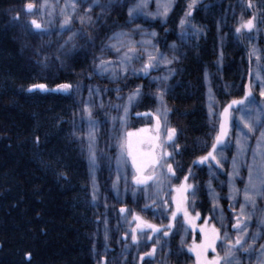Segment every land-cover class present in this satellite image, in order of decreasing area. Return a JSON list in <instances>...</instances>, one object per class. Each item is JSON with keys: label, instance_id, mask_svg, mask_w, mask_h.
Listing matches in <instances>:
<instances>
[{"label": "rangeland", "instance_id": "obj_1", "mask_svg": "<svg viewBox=\"0 0 264 264\" xmlns=\"http://www.w3.org/2000/svg\"><path fill=\"white\" fill-rule=\"evenodd\" d=\"M28 2L34 4L31 13L25 9ZM138 2L139 0H99L103 6L102 10L101 7L91 6V0H11L6 8L9 16L8 26L19 56L23 64L35 73L36 78L45 85L44 82L52 81L59 72H71L73 75L72 81L67 83L71 84L72 88L62 92L69 93L71 98L72 138L83 158L89 185L92 258L96 264H99L101 257L104 258L105 264H140L139 256L151 251L155 246L154 255L145 264H195V256L188 252V246L193 241L197 244L200 242L202 226L215 227L220 234V239L215 245L216 252L209 250L207 257L209 259L216 255L223 257L228 243L224 239V234L226 232L228 238L234 242L237 230L233 229L232 225L237 222L238 217L243 216L241 227L247 225L245 247L248 244L252 247L247 252H235V256L240 264H262L264 195L257 196L254 203H247L244 200L249 168L251 167L254 178L257 175L264 176V140L261 139V134L264 133V98L260 95L262 87H259L257 73L250 75L249 78L243 73L239 84L236 85H230L231 83L227 85L219 76L223 49L228 44L237 46L238 34L236 35L234 30L242 20L254 17L251 7L249 9L246 0L195 2L194 7L204 16L213 6H221L224 3L222 13H217L216 9L212 12L218 35L219 55L214 69H205L202 75L203 105L211 129L210 146L220 131L224 108L233 100L244 99V94L239 95L238 90L242 88V84H245V90L248 86L251 95L242 105L236 104L229 108L226 118L227 135L222 144L217 145V152L214 153L220 160V166L217 167L216 163L211 161L204 164L194 163L199 157L207 154L204 153L193 160L197 165L191 171L189 169L182 171L179 127L170 117L166 98L171 95L175 85L180 86L177 78L181 69L178 65L185 55L192 51L189 31L193 30L194 26L189 19L190 16H186L185 13L176 22L172 37H163L161 29L176 0H143L145 6L130 16L129 8H134ZM165 4L169 5L168 11L166 15H162ZM90 7L91 10L86 13L85 9ZM186 10L188 11V5ZM66 16L70 22L62 28L61 24ZM83 16H90L91 22L81 23L80 18ZM32 19L42 24V31L32 28L30 24ZM181 19L185 20L183 25L180 23ZM251 31L246 30L247 33ZM70 36L72 39L69 41ZM66 41L68 43H65ZM109 45H115V48ZM117 48L119 52L116 51ZM129 48L132 51H129ZM125 53L131 59L124 63L125 70L121 71L120 61ZM149 55L155 57L152 61L154 66L145 74L140 69L148 62ZM163 58L171 62L164 63ZM100 60L112 62L109 71L101 73L96 68ZM45 86L50 89L52 87ZM56 88L57 85L52 87ZM137 88L139 95L128 103V96ZM219 91L226 98L225 101L220 100ZM158 92L162 95V100L157 99ZM143 99H148L150 103L147 110L139 111V103ZM125 104L128 106L126 114ZM86 105L90 110V117L84 112ZM165 108L168 110L166 117ZM154 117L160 119L159 134L162 141L167 135L168 128L176 130L173 141L165 144L167 152L170 153L166 159L172 164L175 176L165 180L162 198L156 195L153 181H148L145 185L133 183L132 177L135 173L130 161L119 165L117 163L120 136L126 137L127 132L135 133L140 129L148 130L141 133L142 136L155 135ZM89 120L95 122L94 127L90 125ZM245 122H251L255 126L253 132L248 133L243 127ZM90 130L95 135L92 147L96 157L95 166H92L89 160L87 139ZM238 137L241 141L239 147ZM203 141L198 138L201 146ZM210 150L211 147L207 151ZM234 157L238 174L232 175L231 187L235 191H230L229 174L233 173ZM198 167L204 169L205 179L201 182L197 173ZM163 172L164 176L160 177L161 179L169 176L166 168ZM157 175L160 176L159 172ZM185 176L188 177L186 183L193 185V188L185 193L186 207L191 217H195L197 212L200 214L193 224L185 223L183 213H178L175 220H170L174 205L167 193L171 187L184 182ZM115 177L118 178L117 182L114 180ZM201 189L204 190V200L207 202L204 210L199 206ZM164 199L169 201L168 210L163 207ZM241 205H244L243 213ZM120 208H125L126 211L122 214ZM133 213L158 227L161 225L166 227L170 222L173 227L166 237L162 231L151 233L150 230H145L152 235V240L138 232V241L133 243L131 240V228L134 227ZM253 235L256 236L255 241L252 240ZM157 239L159 243H156Z\"/></svg>", "mask_w": 264, "mask_h": 264}, {"label": "trees", "instance_id": "obj_2", "mask_svg": "<svg viewBox=\"0 0 264 264\" xmlns=\"http://www.w3.org/2000/svg\"><path fill=\"white\" fill-rule=\"evenodd\" d=\"M10 1L0 0V264H96L89 185L72 138L71 98L69 93L52 89L70 83L73 75L59 72L52 81L44 82L51 89L28 91L42 82L17 51L6 12ZM250 2L255 28L249 33L242 29L238 35L234 30L237 46L224 47L219 76L227 85H236L243 73L248 78L257 73L259 87L264 88V0ZM188 3L176 0L161 29L163 37H172ZM223 6H213L206 16L192 8V51L178 65L180 86L175 85L166 98L170 117L179 127L182 170L191 171L197 165L193 160L211 147L202 75L205 69H214L219 55L212 12L222 13ZM252 49L256 54L250 56ZM242 88L239 95L244 94ZM218 94L225 101L220 91ZM149 103L143 99L139 111L147 110ZM198 138L204 140L202 146ZM197 173L200 182L205 179L203 167ZM199 195L204 210V190Z\"/></svg>", "mask_w": 264, "mask_h": 264}, {"label": "snow or ice", "instance_id": "obj_3", "mask_svg": "<svg viewBox=\"0 0 264 264\" xmlns=\"http://www.w3.org/2000/svg\"><path fill=\"white\" fill-rule=\"evenodd\" d=\"M196 0H190L188 4V11L186 12V16L191 15V10L195 5ZM91 6L93 7H101L103 10V6L99 3V0H91ZM145 4L143 0H139V2L135 5L134 8H129V15L131 16L134 11L137 9H140L144 7ZM251 2L249 0L248 7L250 8ZM43 7V5H41ZM75 7V5H73ZM169 5H164V12L161 13L162 15H166L168 11ZM34 8V4L31 2H28L25 4V9L28 13H31ZM91 10V7L88 9H85V12H89ZM19 18L18 16L16 17ZM81 23H88L91 22L90 16H83L80 18ZM255 17L249 18L247 20H242L239 26L235 28V32L237 34L241 33L242 29L251 31L254 27L253 20ZM69 18L66 16L64 20L62 21L61 27L63 28L64 25L69 24ZM181 25L185 23L184 19H181L180 21ZM30 24L32 28L36 30H43V26L41 23H39L36 19L30 20ZM152 35H155V33H152ZM72 39V37H69V41ZM111 39V38H110ZM65 43H68L66 41ZM110 47L115 48V45H109ZM63 47V45H62ZM117 52L120 50L117 48ZM129 51H132L131 48H129ZM256 51L255 49H252V51L249 53L250 56L255 55ZM259 59V57H257ZM131 57L127 55V53L124 54V56L121 58V71H124L125 68L123 67L124 63L130 60ZM155 59V57L149 55L148 62L144 63L143 67L140 69V71H143L145 74H147L148 69L150 67H153L152 61ZM171 61L167 60L165 58L164 63H170ZM111 61H105L100 60L99 63L96 65V68L101 72H107L109 71V65H111ZM259 79V75L257 76ZM167 79V77H165ZM72 88L71 84H60L57 85V88L54 90L59 91H68ZM34 89H39L41 91H47L48 89L44 84H34L32 85L28 91H33ZM139 95V88H137L135 91H133L128 96V103H131L137 96ZM251 95L250 89L248 86H246V90L244 93V99L242 100H233L231 103L226 106L223 110V113L221 114V123H220V131L215 137L214 143L211 145V150L207 152L206 155L201 156L198 158V161H194V163L204 164L206 162H215L216 166H220V160L217 159V155L214 154L217 152V145L222 144L224 137L227 135V127H226V118L229 112V108H231L233 105L236 104H243L244 100L247 99ZM260 95L262 98H264V88H262ZM157 99L162 100V95L158 92L157 93ZM159 112L160 110L157 109ZM167 109H164V115L166 117ZM84 112L86 114L91 115L89 108L87 105L84 108ZM124 112L125 114L128 112V106L127 104L124 105ZM211 113V109H210ZM139 115V114H138ZM156 120L155 125V135L151 136H142L141 133H145L148 130L147 129H140L138 132H127L126 137L124 135H121L118 140V147L120 149V154L117 157V163L118 165L120 163H127L128 161L131 162V166L134 169V175L132 177L133 183L136 185H145L148 183V181H153V184L156 188V195L158 197H163L164 195V186H165V180L170 179L171 176H175V172L173 170L172 164L168 163L167 157L170 156V153L167 152L165 144L168 141H173V137L175 136L176 130L173 128L167 129V135L164 138V140H161L160 137V119L159 117H154ZM121 121H123V117H121ZM89 123L91 126L94 127L95 122L89 120ZM244 128L247 129L248 133L253 132L254 125L251 122H245L243 125ZM261 139L264 140V133L261 134ZM38 142V138H37ZM94 142V136L92 134V131H89V160L90 164L92 166H95L96 157L95 153L92 151V144ZM240 138L237 139V145L240 146ZM146 146V148H145ZM167 169V173L169 176L164 177L161 179L160 177L164 176L163 169ZM159 172L160 176L157 175ZM233 174H238L237 172V162L236 158H233V173L229 174V182H230V191H235L231 187V178ZM188 177H184V182H181L179 186H173L171 187L169 193L167 195L171 196V203L174 205V209L171 211V217L170 220H175L178 213H183L185 223L193 224L195 219L199 218V213L197 212L195 214V217H191L188 211V208L186 207L187 203V196L185 193L189 192L193 188V185L186 183ZM209 188L211 189V185H209ZM194 195V193H193ZM264 195V176L257 175L255 178L252 174L251 167L249 168V177L248 182L245 186V194H244V200L247 203H254L255 198L257 196ZM213 198L215 199V196L213 194ZM231 199V196L229 197ZM93 200H95V196H93ZM155 203V200L153 201ZM163 207L165 210H168L169 207V201L167 199L163 200ZM244 205H241V213H243ZM120 213H124L126 211L125 208H120ZM243 219V216L237 218V222L232 225L233 229L237 230V236L235 241L233 242L231 239L228 238L227 233L224 234V239L228 241L227 246L225 248L224 256L221 257L219 255H216L213 259H209L207 257V253L209 250H211L213 253L216 252V242L220 239L219 231L215 227L206 228L202 226L200 228V234L201 239L200 242L197 244L195 241L192 242L191 245L188 246V252L192 253L195 256V264H240V261L237 260L235 256V252L237 251H245L247 252L252 245L248 244L247 247L245 245L247 244V240L245 239V235L247 234V225L245 224L243 227H241V220ZM132 220L135 221V227L131 228V240L133 243H137L138 236L137 233L139 232L141 236H147L148 240H152V235L145 232V229L150 230L151 233H159L163 232V235L166 237L169 235V230L173 227L172 223L170 222L166 227L161 225L158 227L155 224L149 223L145 220H143L140 216L136 215L135 213L132 214ZM207 223V221H205ZM125 238H127V234H125ZM256 236H252V240L255 241ZM105 240H107V235H105ZM156 243H159V239L156 240ZM181 243L183 244V238L181 239ZM261 248L264 249V245H261ZM155 246L151 249V251L145 253L144 255H147L149 257L153 256L155 253ZM144 255L140 257L141 260L144 259ZM30 258V254H29ZM99 264H105V260L103 257H101ZM262 264H264V261H262Z\"/></svg>", "mask_w": 264, "mask_h": 264}, {"label": "flooded vegetation", "instance_id": "obj_4", "mask_svg": "<svg viewBox=\"0 0 264 264\" xmlns=\"http://www.w3.org/2000/svg\"><path fill=\"white\" fill-rule=\"evenodd\" d=\"M181 170H182V168H181ZM183 171V170H182ZM181 171V172H182ZM203 213V212H202ZM208 217V216H207ZM134 224H133V226L135 227V221L133 222ZM145 230H148V229H145ZM148 241V240H147ZM147 241H146V243H147ZM150 251V250H149ZM145 253H147V252H144L143 254H141L140 256H139V260H140V264H145L146 262H149L150 261V259H151V257H149V256H147V255H144ZM142 255H144V259L143 260H141L140 259V257L142 256Z\"/></svg>", "mask_w": 264, "mask_h": 264}, {"label": "bare ground", "instance_id": "obj_5", "mask_svg": "<svg viewBox=\"0 0 264 264\" xmlns=\"http://www.w3.org/2000/svg\"><path fill=\"white\" fill-rule=\"evenodd\" d=\"M163 60H164V58H163ZM115 120H116V117H115ZM115 120H114V121H115ZM91 131H92V130H91ZM92 134H93V136H94V138H95V135H94L93 132H92ZM87 140H88V151H89V133H88V139H87ZM93 144H94V142H93ZM93 144H92V147H93ZM114 180L117 182V181H118V178L115 177Z\"/></svg>", "mask_w": 264, "mask_h": 264}]
</instances>
